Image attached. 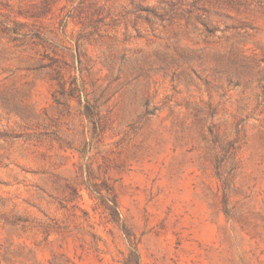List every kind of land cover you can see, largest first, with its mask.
<instances>
[{
  "label": "rangeland",
  "instance_id": "374dc122",
  "mask_svg": "<svg viewBox=\"0 0 264 264\" xmlns=\"http://www.w3.org/2000/svg\"><path fill=\"white\" fill-rule=\"evenodd\" d=\"M0 264H264V0H0Z\"/></svg>",
  "mask_w": 264,
  "mask_h": 264
}]
</instances>
